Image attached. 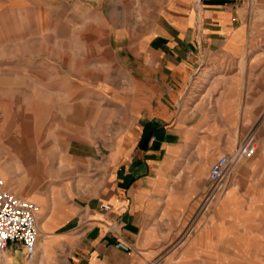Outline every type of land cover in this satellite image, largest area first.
I'll return each mask as SVG.
<instances>
[{"label": "crops", "instance_id": "0c3cea01", "mask_svg": "<svg viewBox=\"0 0 264 264\" xmlns=\"http://www.w3.org/2000/svg\"><path fill=\"white\" fill-rule=\"evenodd\" d=\"M120 1L105 0L108 16L121 14ZM111 21L96 24L110 31ZM139 21L130 31L133 44L112 50L125 55L115 63V79L127 88L133 142L117 150L107 191L75 202L66 217L47 220L46 230L68 227L41 242L69 247L62 264L175 261L186 216L199 211L210 164L248 134L249 128L234 144V118L242 125L249 119L235 104L264 103V0H151ZM87 37L91 54H111L92 25ZM242 129L238 125L237 133ZM261 163L236 164L224 197L238 194L261 167L264 172ZM101 202L109 208H99ZM37 225L44 230L45 222Z\"/></svg>", "mask_w": 264, "mask_h": 264}, {"label": "rangeland", "instance_id": "374dc122", "mask_svg": "<svg viewBox=\"0 0 264 264\" xmlns=\"http://www.w3.org/2000/svg\"><path fill=\"white\" fill-rule=\"evenodd\" d=\"M150 1L121 0L115 18L106 14L105 0H0V178L10 191L37 202L36 220L45 222L36 261L23 259L18 248L0 250V264H62L69 247L41 242L68 227L52 232L47 220L66 217L75 202L108 190L117 150L133 142L127 88L115 79V63L125 55L112 50L133 44L130 31L140 27ZM107 16L110 31L96 24ZM91 25L110 55L89 52ZM121 65L129 68L131 62ZM235 106L247 110L249 119L242 125L234 118V144L249 128L256 150L247 159L264 161V133H258L264 103ZM260 171L238 194L224 197L227 177L224 191L205 211L186 216L180 256L158 264H264Z\"/></svg>", "mask_w": 264, "mask_h": 264}, {"label": "built area", "instance_id": "2783aa9c", "mask_svg": "<svg viewBox=\"0 0 264 264\" xmlns=\"http://www.w3.org/2000/svg\"><path fill=\"white\" fill-rule=\"evenodd\" d=\"M256 150V143L251 134H246L233 148L213 161L208 169V188L203 194L199 210L205 211L225 189L227 177L237 162L251 157ZM101 209L109 205L100 203ZM37 205L23 196L10 191L0 178V250L15 251L20 248L27 260L35 254L38 236L35 213ZM116 246L128 250L122 242Z\"/></svg>", "mask_w": 264, "mask_h": 264}, {"label": "bare ground", "instance_id": "6f19581e", "mask_svg": "<svg viewBox=\"0 0 264 264\" xmlns=\"http://www.w3.org/2000/svg\"><path fill=\"white\" fill-rule=\"evenodd\" d=\"M232 171H233V170H232ZM34 202H35V201H34ZM35 203H36V205H37V209H36V212H37L38 209H39V205H38L37 202H35ZM35 220H36V213H35ZM36 226H37V229H38L37 220H36ZM38 233H40L39 229H38ZM34 255H36V253H35ZM34 257H35V256H34ZM34 257H33L30 261H32V260L34 259Z\"/></svg>", "mask_w": 264, "mask_h": 264}]
</instances>
